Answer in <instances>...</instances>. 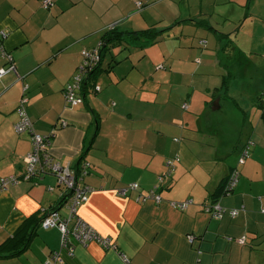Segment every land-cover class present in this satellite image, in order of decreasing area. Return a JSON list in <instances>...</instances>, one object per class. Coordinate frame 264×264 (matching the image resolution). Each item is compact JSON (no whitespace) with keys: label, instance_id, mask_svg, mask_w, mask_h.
I'll use <instances>...</instances> for the list:
<instances>
[{"label":"crops","instance_id":"0c3cea01","mask_svg":"<svg viewBox=\"0 0 264 264\" xmlns=\"http://www.w3.org/2000/svg\"><path fill=\"white\" fill-rule=\"evenodd\" d=\"M51 1L46 9L41 0H0L2 45L11 57L0 55V68L15 67L0 77V178L19 180L0 191V264H45L59 249L56 264H264V4L246 0L252 5L244 21L248 43L235 49L237 61L222 68L215 57L212 65L202 50L198 67L188 68L185 51L172 50L169 60L160 59L173 71L167 82L143 72L142 65H153L144 45L158 41L168 9L170 24L176 18L204 24L190 18L195 11L187 0H141V8L136 0ZM111 26L123 32L121 43L107 46L100 68L81 84L82 102L67 106L64 91L81 50L102 41ZM133 70L141 75L129 77ZM25 84L33 130L53 131L49 153L71 168L89 162L83 182L91 189L77 215L115 248L72 239L69 254L57 227L38 224L32 231V222L24 224L23 238L32 228L23 252L2 248L32 213L56 207L68 194L51 173L22 179L30 133L16 132L14 124ZM179 85L185 97L172 113L168 103ZM247 145L249 156L240 162ZM232 169L239 172L235 186L216 198ZM66 200L55 209L60 217ZM214 201L225 209L220 216L206 210Z\"/></svg>","mask_w":264,"mask_h":264},{"label":"built area","instance_id":"2783aa9c","mask_svg":"<svg viewBox=\"0 0 264 264\" xmlns=\"http://www.w3.org/2000/svg\"><path fill=\"white\" fill-rule=\"evenodd\" d=\"M50 3V0H44L43 6L47 7ZM136 6L141 8L145 3L141 0L135 1ZM6 33L1 31L0 38H5ZM201 42H205L202 40ZM102 41H99L97 46L91 50L83 48L81 50V61L79 63L78 69L73 75L72 81L68 83L65 87L64 98L68 106H73L82 102L83 98L78 93L79 88L81 87L82 82L86 78L87 74L93 69L95 65L100 61V47ZM2 53L7 56L8 60L11 59L10 55L1 47ZM9 70L15 71L14 64L9 62L7 67L0 68V76L6 73ZM27 85L25 84L22 87V94L19 98L16 111L18 114V119L14 124V129L16 132H29L31 149L26 153L23 159V172L22 179L28 180L34 177H39L45 173H51L56 176L58 184L64 187L68 192L71 191V195L66 200L67 210L69 211L68 215L65 217H60L57 210H49V212L42 218L41 226L43 227H57L61 233L60 235V246L65 248L69 254L73 251V240L86 244L90 241H95L99 243L104 248L116 247L115 242L107 237L99 234L93 227L89 226L84 222L78 215L77 209L80 204H82L88 197V192L91 187L83 182L84 176L88 173L90 164L89 162H82L78 167L71 168L68 165H63L49 153L47 150V145L50 141L49 135H43L33 130V124L29 119L26 111L27 96L25 90ZM98 89L99 87L96 86ZM186 104H183L182 107H185ZM62 126L66 125L65 121H62ZM249 156V147L248 145L243 148L239 155V161L242 162L246 157ZM171 163V160L168 161ZM239 172L236 169H232L227 175V181L225 185V192L229 193L237 182ZM18 177L15 175L9 177L0 178V191L7 188L9 184L17 183ZM137 183H131L129 186L133 189L137 188ZM128 186V187H129ZM120 193H125L124 189H121ZM159 196H157V201ZM211 205L206 207V210L209 212H214L217 215L225 210L218 203H210ZM182 205V204H180ZM264 212V205L262 207ZM230 214L233 216L237 213L236 209H231ZM60 249L58 251H53L48 259L45 261V264H56L58 261H61ZM123 255V254H122ZM123 259L128 261V258L123 255Z\"/></svg>","mask_w":264,"mask_h":264},{"label":"rangeland","instance_id":"374dc122","mask_svg":"<svg viewBox=\"0 0 264 264\" xmlns=\"http://www.w3.org/2000/svg\"><path fill=\"white\" fill-rule=\"evenodd\" d=\"M198 1L199 0H187L186 2L188 3V5H192V6L194 5L195 15L190 18L196 21H199V19L203 20L204 24H199V23L194 24L191 21L186 22L183 20V18H176L170 24L169 22H170V18L173 17V12L170 9H168L165 20L163 21V23L167 25L159 28L162 29L163 31L158 33L159 34L157 38L158 41H156L153 44V46L146 44L144 45V48H147L145 49V54H146L145 61L150 59L152 60L151 63L153 64V65L151 64L142 65V69L144 73L146 74L153 73L157 80H163V81L166 80L167 82H169V80H173L172 79L174 78L172 77L173 71L170 70L172 68L169 69V67L167 68L164 67L162 60H160L161 58H163L164 55L167 58V60H169V58L171 57V54L169 52H171L172 50L185 51L182 54L186 56V60L183 61H185L186 64H189L188 68L190 66L194 68L198 67V65H195V63H198L199 61V56L196 57V51H202V50L203 52H207V54L210 56L209 60L213 61L212 65H216L215 57L220 62L219 67L222 66V68L224 64L229 66L231 62L234 63L235 61H237V58L239 57L240 53L235 49H237L241 45L248 43L247 42L248 35L245 34L246 29L244 28V21L246 19V16H248L252 11L251 2L250 5H248V2L246 0L245 1L242 0L243 3L241 2L224 3V2H220L221 0H201V3ZM255 4L256 7L258 4L263 5L264 0H255ZM195 7L198 9H196ZM163 8H161V10ZM215 10H218V12ZM246 11H247V15H246ZM225 12H227V16L225 15L226 14ZM206 19L210 23H208ZM213 28L216 30L215 32H213ZM164 32H167L168 34ZM201 32L203 33L207 32L209 34V39H207L206 35H202ZM222 32L224 34H227L226 37L221 36ZM262 32H263V28H260L258 33L262 34ZM186 35H190L192 37V41H188ZM198 37L202 39L206 38L205 40H207L208 45L206 47H201L203 45L200 44L199 46L197 44L199 39ZM227 37L231 38L232 41H229V38ZM240 39L241 42L239 44L238 42L240 41ZM191 42L193 45L188 46V48H186V46L183 45V44L189 45ZM255 46L258 47V45ZM153 59L155 61H153ZM173 66L180 67V65H172V67ZM90 73L91 72H89V74ZM89 74H87L85 79H87ZM178 74L180 76L179 80L186 79L190 84L191 77L189 75L184 74L182 72H178ZM140 75H141L140 71L133 70L129 77H135V76L139 77ZM185 90H186L185 87L179 85V88L177 87V89L172 92L170 103H168V110H171L172 113L174 110V104H177L179 106L180 97L182 95L185 97L184 94ZM62 208H63L61 210L62 214L64 215L66 214L67 216L69 211L67 210V208L65 209V206H63Z\"/></svg>","mask_w":264,"mask_h":264},{"label":"trees","instance_id":"16d2710c","mask_svg":"<svg viewBox=\"0 0 264 264\" xmlns=\"http://www.w3.org/2000/svg\"><path fill=\"white\" fill-rule=\"evenodd\" d=\"M43 1L44 0H41V6L43 8H49V6L52 4V1L50 0V3L47 7H44L43 5ZM146 4V3H145ZM138 8V7H137ZM149 30V29H148ZM146 33H150V34H155L154 31L150 30V31H147ZM121 35H123V32L121 31H117L115 30V26H111V28H109L104 34H103V39H102V45L100 47V61L97 63V65H95L93 67V69L90 71V76H89V79L90 77L97 71L98 68H100V63H101V60H102V56H103V52L107 49V46L109 45L111 47V45H119L121 43ZM4 39V38H3ZM2 38H0V55L1 57H4L5 58V55L2 53V50H1V47H3L2 45V41H3ZM204 40V39H202ZM202 40H200V43H205V42H201ZM97 46V44L94 46V47H91V48H86L87 50H91L93 48H95ZM4 49V48H3ZM81 59V58H80ZM81 61V60H80ZM7 65H4L2 67H7ZM79 66V64H78ZM78 66L76 68V70L78 69ZM10 71V70H9ZM8 72V71H7ZM5 74V73H4ZM2 76V75H1ZM0 76V77H1ZM66 103V102H65ZM68 106V105H67ZM17 107V106H16ZM226 181H227V176L225 177L224 181L222 182L221 186L218 187L217 189V192L215 193V197L218 198L220 197L221 195L224 194L225 192V185H226ZM65 198H63L59 205L62 204V202H65ZM216 200V199H215ZM59 205H57L56 207H52L48 210H45L44 212L42 211L40 214L38 213H32L24 222L23 224L15 231V233L12 235L11 238H9L4 244H3V247L2 248H12L13 251L10 253L12 254L13 252H15L16 254L18 253H21L25 250V248L27 247L28 245V242L30 240V237H31V234L29 235V233L31 232V228L29 231H27V234L28 236L27 237H24L23 238V235H22V231L24 230V224L25 223H29V222H32L34 223L33 224V228H32V231L34 230V228L36 226H38V224L41 223V220L42 218L49 212V210H55ZM17 243H20V245L18 246ZM1 248V247H0Z\"/></svg>","mask_w":264,"mask_h":264},{"label":"water","instance_id":"95a60500","mask_svg":"<svg viewBox=\"0 0 264 264\" xmlns=\"http://www.w3.org/2000/svg\"><path fill=\"white\" fill-rule=\"evenodd\" d=\"M89 77V76H88ZM87 77V78H88ZM71 195V191L70 192H68V194L67 195H65V199H68V197Z\"/></svg>","mask_w":264,"mask_h":264}]
</instances>
